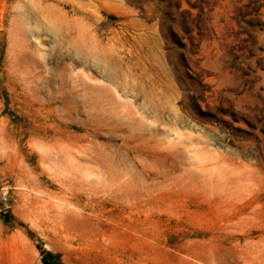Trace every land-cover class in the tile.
Segmentation results:
<instances>
[{
	"label": "rangeland",
	"instance_id": "374dc122",
	"mask_svg": "<svg viewBox=\"0 0 264 264\" xmlns=\"http://www.w3.org/2000/svg\"><path fill=\"white\" fill-rule=\"evenodd\" d=\"M264 264V0H0V264Z\"/></svg>",
	"mask_w": 264,
	"mask_h": 264
},
{
	"label": "trees",
	"instance_id": "16d2710c",
	"mask_svg": "<svg viewBox=\"0 0 264 264\" xmlns=\"http://www.w3.org/2000/svg\"><path fill=\"white\" fill-rule=\"evenodd\" d=\"M43 261L46 264H61L59 258L50 251L43 250Z\"/></svg>",
	"mask_w": 264,
	"mask_h": 264
}]
</instances>
